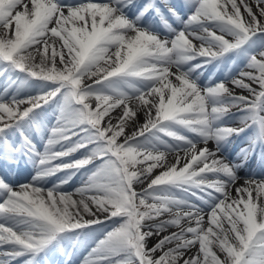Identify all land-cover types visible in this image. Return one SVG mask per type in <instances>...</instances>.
I'll return each instance as SVG.
<instances>
[{"label": "snow or ice", "instance_id": "snow-or-ice-1", "mask_svg": "<svg viewBox=\"0 0 264 264\" xmlns=\"http://www.w3.org/2000/svg\"><path fill=\"white\" fill-rule=\"evenodd\" d=\"M210 64H243L242 92L200 83ZM0 78V264H74L82 246L80 264H264V0H0Z\"/></svg>", "mask_w": 264, "mask_h": 264}, {"label": "bare ground", "instance_id": "bare-ground-1", "mask_svg": "<svg viewBox=\"0 0 264 264\" xmlns=\"http://www.w3.org/2000/svg\"><path fill=\"white\" fill-rule=\"evenodd\" d=\"M97 2V1H95ZM138 2V0H137ZM252 0H249V3H251ZM241 11L243 12V9H241ZM129 15H131V13H129ZM177 24V23H176ZM166 32L168 33V30H166ZM194 43H198L196 41H194ZM198 62H200L199 59H197ZM216 68L215 72H217V67H215L214 65L210 64L208 65L206 68H205V72L206 73H209V75L207 76V78H203L200 76V83H206V82H209V77H211V73L214 69ZM173 72L176 71V69L173 67L172 69ZM197 73L199 74V69L197 70ZM219 76L220 75H227V76H230L231 75V72H229V69L224 67V66H221L219 68ZM174 79V78H173ZM3 82V78H0V84H2ZM229 86L230 88H232L233 92H237L239 91L240 93L242 92L241 89L239 88H233V86L231 85V83H229ZM245 94H248L247 92H243ZM23 95L24 94H21V98H23ZM120 110L119 109H116L114 110V112L112 113V115L114 117L118 116ZM140 119V123H143L144 121V117H143V114L140 115L139 117ZM227 119H231V117L227 118ZM55 122V120L53 121ZM113 122L115 123L116 121L113 120ZM129 131H131V129H128ZM190 133V132H189ZM191 134V137L194 135L192 133ZM49 135V134H47ZM46 142H43V141H40L39 142V145H38V148L40 149L39 151L43 152L44 151V146H45ZM198 147H203L204 144L203 143H199L197 145ZM208 148L210 149H213L215 147V142L214 141H209L208 144H207ZM55 150H59V145H57L55 147ZM163 150V149H161ZM81 155V153H74L73 156L71 158H79ZM225 155H228L229 156V159L233 161H235V158L236 156L232 153V150H231V146L228 147V152L225 153ZM68 158H65V161H67ZM168 160L170 163H175V160H174V154H170L168 156ZM248 165V164H247ZM155 171H159V169L155 170ZM260 170H255L253 169L251 166H245L243 167L242 169H240L238 171V175L242 178L240 183H243V178L246 177V176H251L253 174H259ZM1 174V173H0ZM35 174V169L32 167V165L29 163V164H22L21 167L18 169V170H13V173L12 175H15V179L20 183H25V182H28L31 180V175H34ZM63 176V173H57L55 177H49L48 178V182H47V187H51L53 184H56V183H59L58 179L59 177H62ZM52 178V179H51ZM211 178V177H210ZM81 186V182L75 184V185H71V182L65 184L62 186V191H65V192H73L75 188L77 187H80ZM238 186V185H237ZM142 187V186H141ZM139 190V188H138ZM232 195L235 196V190L234 188L232 189ZM80 197L77 195V196H74V199H79ZM201 207L204 208L205 212L209 211V209L207 208V206L205 205H201ZM87 218V217H86ZM207 219V217H206ZM172 231H176L175 228H168L165 232L161 233V236L162 235H167L169 232H172ZM160 237L159 236H153L152 240H151V243H155L156 240H158ZM86 255V252L85 250H83V252L81 253V255H78L74 261V264H80V261L82 260L83 258V255ZM12 264H19V261H13Z\"/></svg>", "mask_w": 264, "mask_h": 264}, {"label": "rangeland", "instance_id": "rangeland-1", "mask_svg": "<svg viewBox=\"0 0 264 264\" xmlns=\"http://www.w3.org/2000/svg\"><path fill=\"white\" fill-rule=\"evenodd\" d=\"M191 64H195V63H197L196 61H192V62H190ZM244 66H243V64H240V66L238 67V69L240 70L241 68H243ZM200 73H202V75H200L201 77H203V78H207V74H205V73H203V69H200ZM212 74V82H214L216 79H218V77L219 76H216V73L215 72H212L211 73ZM220 77H223V81H225L226 79H228L227 77H225V76H220ZM226 82V81H225ZM229 86V85H228ZM234 108H236V107H234ZM233 113H237V111H235V112H233ZM239 115V114H238ZM53 114H52V111L51 110H49L48 111V113L43 117V123H44V125L46 124V122L47 121H51V119H53ZM234 119H236L237 121L236 122H232V121H224V123L221 125V126H224V127H238V126H240L239 125V121H238V119L236 118V116H232ZM51 123V122H50ZM52 127V125L50 124L49 126H48V131H50V128ZM38 132H41V131H38ZM190 137V136H189ZM170 139V138H169ZM171 142V141H170ZM74 159V158H73ZM72 183H74V184H76V183H78V182H81L82 181V178H81V175H76V176H74L72 179ZM100 231H102L103 229H99ZM84 246H82L76 253H75V255H77L78 254V252H80V250L83 248Z\"/></svg>", "mask_w": 264, "mask_h": 264}]
</instances>
